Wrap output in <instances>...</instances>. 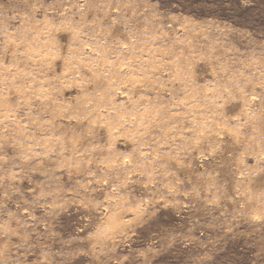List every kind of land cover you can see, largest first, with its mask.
<instances>
[{"label": "rangeland", "instance_id": "374dc122", "mask_svg": "<svg viewBox=\"0 0 264 264\" xmlns=\"http://www.w3.org/2000/svg\"><path fill=\"white\" fill-rule=\"evenodd\" d=\"M0 264H264V0H0Z\"/></svg>", "mask_w": 264, "mask_h": 264}]
</instances>
